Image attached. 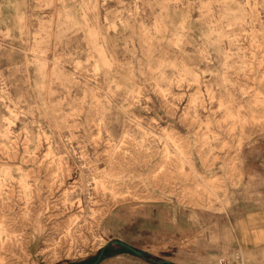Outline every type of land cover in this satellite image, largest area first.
<instances>
[{
	"label": "rangeland",
	"instance_id": "rangeland-1",
	"mask_svg": "<svg viewBox=\"0 0 264 264\" xmlns=\"http://www.w3.org/2000/svg\"><path fill=\"white\" fill-rule=\"evenodd\" d=\"M260 212L264 0H0V264H264Z\"/></svg>",
	"mask_w": 264,
	"mask_h": 264
},
{
	"label": "crops",
	"instance_id": "crops-1",
	"mask_svg": "<svg viewBox=\"0 0 264 264\" xmlns=\"http://www.w3.org/2000/svg\"><path fill=\"white\" fill-rule=\"evenodd\" d=\"M248 222H252L253 224H256L258 232L256 234L248 232V233H245V235H244V233H242L243 236L245 237V239H247V240L250 239L252 241V243H250L251 246L252 245L253 246H255V245H260V246L264 245V212H260V213H258L256 215H254L253 218L251 219V221H247V223Z\"/></svg>",
	"mask_w": 264,
	"mask_h": 264
},
{
	"label": "water",
	"instance_id": "water-1",
	"mask_svg": "<svg viewBox=\"0 0 264 264\" xmlns=\"http://www.w3.org/2000/svg\"><path fill=\"white\" fill-rule=\"evenodd\" d=\"M112 244H113V245H116V246H118V247H121V248H125V249H127L128 251H130V252L134 253L135 255H137L138 257H145V255H144L143 252H140V251H138V250L132 248L131 246L125 244V243L122 242V241H114ZM104 253H105V251L103 250V251L101 252V254H100V256H99V259H98V261H97L96 264H98V263L102 260V258H103V256H104ZM158 264H171V263L166 262V261H161V262H158Z\"/></svg>",
	"mask_w": 264,
	"mask_h": 264
}]
</instances>
